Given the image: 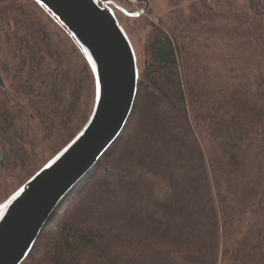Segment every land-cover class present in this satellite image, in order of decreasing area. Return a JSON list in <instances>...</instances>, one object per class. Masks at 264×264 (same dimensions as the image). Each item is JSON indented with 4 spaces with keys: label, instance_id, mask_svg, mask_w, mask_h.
Masks as SVG:
<instances>
[{
    "label": "trees",
    "instance_id": "obj_1",
    "mask_svg": "<svg viewBox=\"0 0 264 264\" xmlns=\"http://www.w3.org/2000/svg\"><path fill=\"white\" fill-rule=\"evenodd\" d=\"M249 8L256 23H245L248 38L264 47V2ZM54 24L81 51L44 4L0 0V53L9 55L0 70L11 91L36 88ZM144 49L121 135L58 204L21 264H264V69L252 77L201 65L155 24ZM83 57L95 102L85 49ZM15 98L0 86V136L21 116ZM41 168L5 194L0 167V208ZM146 174L169 186L162 202Z\"/></svg>",
    "mask_w": 264,
    "mask_h": 264
},
{
    "label": "rangeland",
    "instance_id": "obj_2",
    "mask_svg": "<svg viewBox=\"0 0 264 264\" xmlns=\"http://www.w3.org/2000/svg\"><path fill=\"white\" fill-rule=\"evenodd\" d=\"M106 1L116 4L118 23L129 38L139 71L147 60L144 45L151 24L165 28L201 65L218 67L221 73L253 77L264 69V47L248 38L245 26L249 18L251 23H256V15L249 8L250 0ZM136 12L140 15L135 16ZM258 22L264 29V15ZM50 31L53 54L45 55L42 60L33 92H13L9 88L12 78L5 79L7 91L12 93V98L16 97L13 107L22 111L10 132L0 136L4 166H7L2 186L5 194L43 164L52 162L85 123L91 109V114L94 110L95 83L85 67L84 48L79 45L80 51L58 24L52 25ZM0 56L1 63H7V51ZM133 171L140 170L133 167ZM146 178L154 183V197L160 202L169 196V186L161 178L149 174ZM7 205L8 202L0 208V218ZM139 215L145 219L144 212L139 211Z\"/></svg>",
    "mask_w": 264,
    "mask_h": 264
},
{
    "label": "water",
    "instance_id": "obj_3",
    "mask_svg": "<svg viewBox=\"0 0 264 264\" xmlns=\"http://www.w3.org/2000/svg\"><path fill=\"white\" fill-rule=\"evenodd\" d=\"M37 1L58 18L93 60L97 98L79 135L9 200L0 218V264H21L26 258L58 204L119 138L136 98L135 54L108 2ZM0 86L5 88L1 70ZM0 167L4 168L1 145Z\"/></svg>",
    "mask_w": 264,
    "mask_h": 264
},
{
    "label": "flooded vegetation",
    "instance_id": "obj_4",
    "mask_svg": "<svg viewBox=\"0 0 264 264\" xmlns=\"http://www.w3.org/2000/svg\"><path fill=\"white\" fill-rule=\"evenodd\" d=\"M103 1H104V0H101V1H100V4H102ZM110 5H111V4H110ZM111 6H112V5H111Z\"/></svg>",
    "mask_w": 264,
    "mask_h": 264
}]
</instances>
